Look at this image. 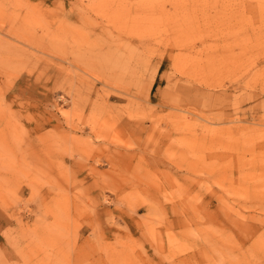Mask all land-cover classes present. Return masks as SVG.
Returning <instances> with one entry per match:
<instances>
[{
  "label": "rangeland",
  "instance_id": "374dc122",
  "mask_svg": "<svg viewBox=\"0 0 264 264\" xmlns=\"http://www.w3.org/2000/svg\"><path fill=\"white\" fill-rule=\"evenodd\" d=\"M0 264H264V0H0Z\"/></svg>",
  "mask_w": 264,
  "mask_h": 264
}]
</instances>
